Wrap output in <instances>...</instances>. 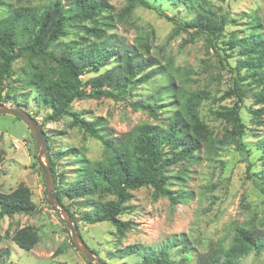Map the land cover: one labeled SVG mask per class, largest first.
I'll use <instances>...</instances> for the list:
<instances>
[{
	"label": "rangeland",
	"instance_id": "rangeland-1",
	"mask_svg": "<svg viewBox=\"0 0 264 264\" xmlns=\"http://www.w3.org/2000/svg\"><path fill=\"white\" fill-rule=\"evenodd\" d=\"M75 0H0V21L18 9L42 11L47 7L62 6L75 9ZM111 7L109 25L92 22L68 21L66 35L59 38L51 50L58 53L70 44L79 48L98 42L88 33L89 28L101 31V40L111 43L149 47V56L166 72L145 83H139L123 97L83 99L71 104L69 112L86 121L102 118L101 133L120 137L137 125L165 124L178 110L174 95L167 92L182 90L196 95L193 108L202 129L198 150L183 159L178 149L165 146L163 159L173 162L163 170V185L171 196L156 194L145 186L130 191L126 210L118 216L128 228L119 233L108 222L94 225L79 221L77 226L86 246L104 264H141L142 253H157L164 248L172 264H197L212 250L231 246L237 228L256 230L264 234V113L257 119L250 112L264 108V84L254 80L242 69L244 51L233 43L247 37L252 29L264 34V0H189L187 5L164 0H149L162 15L147 7L135 6L124 14L128 0H106ZM105 15V14H104ZM226 23L220 37L209 41L205 32L188 28L177 30L174 21L188 23L198 18ZM26 38L20 36L17 51ZM45 66L36 58L21 55L12 65V75L4 81L3 100L10 107L25 110L42 127L47 136L50 163L58 182H70L79 163L103 160L104 147L100 141L85 134L72 124L70 116L58 122L46 118L50 110L39 103L36 82L41 74L50 76L49 60ZM114 60L97 72L83 71V88L93 90L91 80L114 66ZM165 90L167 93L158 95ZM238 115L244 126L242 143L249 152L243 159L236 148L237 131L234 121L215 116L231 110L237 103ZM148 102L159 106L157 115L137 110L132 104ZM36 147L29 129L18 119L0 115V192L9 193L26 187L36 206L32 215L20 214L0 219V253L4 264H93L84 259L72 242L70 232L48 207L45 183L36 162ZM247 162L251 164L247 173ZM263 189H261L260 187ZM90 197L68 200L62 204L69 216L82 218L91 210ZM101 204L114 201L112 195H95ZM35 229L37 244L28 252L18 248L10 239L22 227ZM8 234L9 237L6 236ZM139 246L140 253L122 257V251ZM2 264V263H0ZM237 264H264V250L251 251Z\"/></svg>",
	"mask_w": 264,
	"mask_h": 264
},
{
	"label": "trees",
	"instance_id": "trees-1",
	"mask_svg": "<svg viewBox=\"0 0 264 264\" xmlns=\"http://www.w3.org/2000/svg\"><path fill=\"white\" fill-rule=\"evenodd\" d=\"M171 3L187 5L189 0H164ZM75 9L65 10L62 6L47 7L42 11L18 9L6 19L0 21V103H4V81L12 75V65L21 55L27 54L30 58H36L45 66L49 60L56 62L55 67L50 66V76L41 74L36 82H30L38 89V101L50 110L48 121L58 122L66 116H70L72 124L83 132L101 142L104 147L103 160L88 163L81 162L77 172L70 182H58L54 173V163L50 168L55 180L58 199H81L90 197L91 210L83 213L82 218L71 215L73 223L77 226L81 220L86 224L108 222L119 233H123L129 223L122 222L118 216L125 212L126 203L130 201V191L151 186L156 194L167 197L172 202L177 201L163 185V170L173 157L163 159L165 146L178 149L177 155L191 158L198 150L200 142L204 141L200 131L202 126L197 119L193 102L194 94H184L182 90L174 92L168 89L174 96L178 110L165 122V124L143 123L135 126L120 137H112L111 133H101L99 126L104 120L98 118L95 121H86L69 112L73 102L83 99L108 98L114 101L120 100L136 84L145 83L166 72L154 68L157 61L149 56L147 44L136 45L114 44L108 40H101V30L89 28L88 33L95 36L98 42L79 48L78 44H70L62 48L58 53L51 50L52 44L66 35L65 28L68 21L92 22L109 25L111 21V7L106 0H75ZM135 6L147 7L155 10L160 15L159 8H155L149 0H128L124 14L130 12ZM105 14V15H104ZM172 21L177 30L186 31L194 28L205 32L209 41L221 36L226 20L210 21L204 18L181 23ZM257 28L247 37L234 41L233 47L244 51L246 62L245 69L258 83L264 84V34H257ZM25 37V43L15 51L19 37ZM57 45V44H55ZM114 60V66L101 75L91 80L93 90L87 92L81 83L80 76L83 71L97 72L106 66L108 61ZM165 90L158 95L167 93ZM241 101L238 95L237 103L231 110L223 113H215L216 117L233 120L237 131L236 148L239 155L247 160L249 152L242 143L244 126L238 115V103ZM137 110H145L157 115V104L140 102L132 104ZM257 119L264 113V108L250 112ZM47 139V136H46ZM264 150V141L258 143ZM50 161V158H49ZM251 164L247 162V173H250ZM264 180V176L261 177ZM260 187V186H259ZM263 189L262 187H260ZM112 195L114 201L101 204L95 202V195ZM64 207V206H63ZM36 213V206L31 201V194L26 187L20 186L9 193L0 192V219L12 218L15 215ZM78 227V226H77ZM7 237L8 234H6ZM11 241L25 252L30 251L38 242V235L34 228L25 226L12 233ZM264 250V234L256 230L236 229L231 246L227 249L212 250L202 256L197 264H237L241 258L251 251ZM139 246H131L122 251V257L139 254ZM0 263L2 253H0ZM141 264H172L168 253L161 248L157 253H142Z\"/></svg>",
	"mask_w": 264,
	"mask_h": 264
},
{
	"label": "water",
	"instance_id": "water-1",
	"mask_svg": "<svg viewBox=\"0 0 264 264\" xmlns=\"http://www.w3.org/2000/svg\"><path fill=\"white\" fill-rule=\"evenodd\" d=\"M0 115L12 116L20 120L31 132L36 147V162L42 171L45 183V200L48 207L54 212L56 217L64 224L65 228L70 232L72 242L77 251L88 262L93 264H104L84 243L81 238L78 227L73 223L66 209L61 205L50 168L49 152L46 134L40 124L31 117L25 110L17 107H10L0 104Z\"/></svg>",
	"mask_w": 264,
	"mask_h": 264
}]
</instances>
